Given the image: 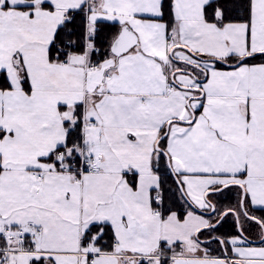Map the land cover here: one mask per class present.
Instances as JSON below:
<instances>
[{"label":"snow or ice","instance_id":"1","mask_svg":"<svg viewBox=\"0 0 264 264\" xmlns=\"http://www.w3.org/2000/svg\"><path fill=\"white\" fill-rule=\"evenodd\" d=\"M0 264H264V0H0Z\"/></svg>","mask_w":264,"mask_h":264}]
</instances>
